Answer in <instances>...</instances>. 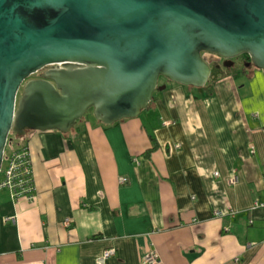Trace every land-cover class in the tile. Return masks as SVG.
<instances>
[{"label":"crops","instance_id":"0c3cea01","mask_svg":"<svg viewBox=\"0 0 264 264\" xmlns=\"http://www.w3.org/2000/svg\"><path fill=\"white\" fill-rule=\"evenodd\" d=\"M237 62L138 117L29 131L37 197L0 191V264H264V69Z\"/></svg>","mask_w":264,"mask_h":264},{"label":"water","instance_id":"95a60500","mask_svg":"<svg viewBox=\"0 0 264 264\" xmlns=\"http://www.w3.org/2000/svg\"><path fill=\"white\" fill-rule=\"evenodd\" d=\"M203 52L264 69V0H0V172L12 133L138 117L161 77L204 87Z\"/></svg>","mask_w":264,"mask_h":264},{"label":"built area","instance_id":"2783aa9c","mask_svg":"<svg viewBox=\"0 0 264 264\" xmlns=\"http://www.w3.org/2000/svg\"><path fill=\"white\" fill-rule=\"evenodd\" d=\"M6 154V153H5ZM5 159V158H4ZM216 176H220V172H215ZM127 180L123 178L122 181ZM231 180L236 183L239 180L237 174H234ZM4 188L11 190L16 196L24 197L29 201H34L37 197V186L34 178L33 162L30 156L28 147L25 145L11 152L8 158L7 167H3L0 172V191ZM264 206L263 201H256L254 207ZM217 216H224L226 212L223 210H216ZM7 221L15 222V218L7 217ZM67 225L71 224V219L65 221ZM116 254L115 248H109L104 252L101 261H105L107 258ZM160 260V256L156 251L148 253L144 257L146 264H156Z\"/></svg>","mask_w":264,"mask_h":264},{"label":"rangeland","instance_id":"374dc122","mask_svg":"<svg viewBox=\"0 0 264 264\" xmlns=\"http://www.w3.org/2000/svg\"><path fill=\"white\" fill-rule=\"evenodd\" d=\"M203 55H204V58L205 59H207V60H209V61H212L213 59H215L214 58V55H212V53H210V52H203ZM236 59L237 60H241L242 59V57L241 56H239V57H236ZM238 62L236 61V64H237ZM223 68H224V70H229V69H234L235 68V66L234 67H232V68H228L227 66H225L224 65V63H223ZM40 72V71H39ZM38 72L37 73H35L34 75H36V77H38ZM35 77V76H34ZM163 80H167L165 77H161L160 78V85H161V83L163 82ZM157 92V91H156ZM94 115V111H93V109H90L88 112H87V114L85 115L86 117H92ZM10 139H9V142H8V144H7V146H6V150H5V159H4V169L7 167V164H8V158H9V155L11 154V152L13 151V150H15V149H18V148H20L21 146H23V144H22V141H20V138H17L16 136H15V134L14 133H12V134H10V137H9ZM11 138H14V140L13 141H10L11 140Z\"/></svg>","mask_w":264,"mask_h":264},{"label":"flooded vegetation","instance_id":"af4514ba","mask_svg":"<svg viewBox=\"0 0 264 264\" xmlns=\"http://www.w3.org/2000/svg\"><path fill=\"white\" fill-rule=\"evenodd\" d=\"M212 55H214V58L215 59H213L212 61H209L210 62V64L212 65V67H213V72H212V76L214 77L216 74H218V73H220L221 71H223L224 70V68H223V63L226 61V58H224V57H222V56H220V55H217V54H212ZM242 58H244L245 60H246V62H250L247 58H246V56L245 55H242L241 56ZM234 61H235V63H234V65L233 66H231V67H228V68H232V67H234L235 65H236V61H239V60H237L236 59V57L234 58ZM218 64V67L216 66ZM38 77H40L41 76V74H42V71H38ZM36 77V75H33L32 77ZM212 77V78H213Z\"/></svg>","mask_w":264,"mask_h":264},{"label":"trees","instance_id":"16d2710c","mask_svg":"<svg viewBox=\"0 0 264 264\" xmlns=\"http://www.w3.org/2000/svg\"><path fill=\"white\" fill-rule=\"evenodd\" d=\"M245 56H246V58L250 61L251 60V57H250V55L249 54H245ZM209 82H211V80L209 81ZM208 82V83H209ZM151 104V103H150ZM149 107H150V105H149ZM148 107V108H149ZM17 138H20V141L22 140V138L24 137V136H22V137H19V136H17V135H15ZM14 140V138H11V140L10 141H13Z\"/></svg>","mask_w":264,"mask_h":264}]
</instances>
